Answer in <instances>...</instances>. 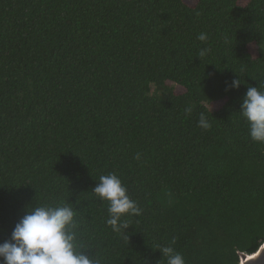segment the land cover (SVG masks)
Masks as SVG:
<instances>
[{"label":"trees","instance_id":"trees-1","mask_svg":"<svg viewBox=\"0 0 264 264\" xmlns=\"http://www.w3.org/2000/svg\"><path fill=\"white\" fill-rule=\"evenodd\" d=\"M248 86L264 90V0H0V242L70 203L77 251L100 264H167L158 247L239 264L264 241ZM112 173L141 209L120 233L92 192Z\"/></svg>","mask_w":264,"mask_h":264},{"label":"clouds","instance_id":"clouds-1","mask_svg":"<svg viewBox=\"0 0 264 264\" xmlns=\"http://www.w3.org/2000/svg\"><path fill=\"white\" fill-rule=\"evenodd\" d=\"M207 40V34L197 37ZM207 50L201 51L204 55ZM239 78L233 79L226 90L238 89ZM211 111L210 104L208 106ZM192 109H186L191 113ZM248 123L249 137L257 143H264V90L257 86H248L242 98L239 110ZM198 125L204 129L210 127L202 113ZM92 192L101 201L108 202L109 224L114 232L120 233L129 225L121 222V217L139 216L141 209L136 201L127 194V188L115 174L102 175ZM65 203L62 206H38L33 208L17 222L9 239L0 242V264H100L84 251H77L75 241L76 209ZM167 264H185L183 256L172 247L157 248Z\"/></svg>","mask_w":264,"mask_h":264},{"label":"water","instance_id":"water-1","mask_svg":"<svg viewBox=\"0 0 264 264\" xmlns=\"http://www.w3.org/2000/svg\"><path fill=\"white\" fill-rule=\"evenodd\" d=\"M238 257L239 264H264V241L255 253L251 255L238 253Z\"/></svg>","mask_w":264,"mask_h":264},{"label":"rangeland","instance_id":"rangeland-1","mask_svg":"<svg viewBox=\"0 0 264 264\" xmlns=\"http://www.w3.org/2000/svg\"><path fill=\"white\" fill-rule=\"evenodd\" d=\"M194 0H186V3H193ZM248 2V0H238V3L240 6H245L246 3ZM249 52L250 54L253 56V57H256L257 56V48L255 45H251L249 47ZM177 93H182L180 89H178Z\"/></svg>","mask_w":264,"mask_h":264}]
</instances>
